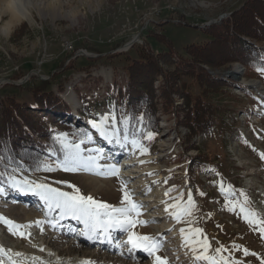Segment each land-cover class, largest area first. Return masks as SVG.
I'll list each match as a JSON object with an SVG mask.
<instances>
[{"label": "rangeland", "instance_id": "374dc122", "mask_svg": "<svg viewBox=\"0 0 264 264\" xmlns=\"http://www.w3.org/2000/svg\"><path fill=\"white\" fill-rule=\"evenodd\" d=\"M244 1L36 0L39 7L32 11L31 19L20 22L6 33L4 25L8 17L2 15L0 18V102L11 97L18 102H29V89L45 80L49 83L48 90L70 105L71 115L89 125L91 120L82 118L79 110H85L97 121L106 115L110 110L107 90L112 82L123 84V67L137 57L140 49L154 53L167 51L164 44L155 41L152 33L162 34L176 56L182 55L186 45L210 40L201 27L226 14L228 18ZM68 46H72V50H66ZM261 48L264 51V45ZM240 66L233 64L209 71L233 85L228 94L230 98L223 94L212 98L214 104L228 109L220 113V120L212 132L190 142L209 158L212 167L211 172L198 176L200 183L192 184L187 179L186 160H173V155L184 149L186 131L173 129V120L166 118L159 123L162 130L146 154L121 139L120 146L115 147L117 145L108 143L96 129L92 132V141L82 145L87 149H102L101 164L117 166L121 160L131 161L130 167L139 171L132 173V177H122L125 173L121 171L118 176H104L88 170H54L39 176L17 170L14 175L17 179L45 182L67 192L73 189L57 182H70L81 194L91 195L96 201L113 207L122 206L124 190L133 193V199L145 206L139 219L156 221L146 227L137 226L134 231L162 238L163 247L158 254L167 257L170 264H206L195 261L189 248L183 246L180 229L184 228L187 235L190 227L203 230L202 236L211 245L209 254L214 255V250L223 246L226 250L222 255L230 264H261L264 236L259 229L264 224H249L238 207L230 210L233 201L243 202L242 191L248 198L247 207L255 212L258 221H264V159L260 156L264 153V73L247 74ZM158 83L159 80L155 84ZM181 84L192 95L198 93L190 79L184 78ZM110 113L113 117L112 111ZM71 115L64 119L74 121ZM113 124L115 127L114 121ZM196 153L190 150L185 155L192 158ZM146 157L150 159L143 162L145 165L139 164V160ZM9 172L12 169L9 168L6 177ZM122 180L126 186L122 185ZM221 183L225 189L231 185L234 191L222 192ZM0 187L4 189L0 195V215L18 225H31L22 229L31 233L25 239L12 235L0 223V248L7 250L0 252V264H9L10 257L18 264L21 261L23 264H48L45 257H50L51 262H61L58 264H81L85 260L94 264H153V257L147 252L138 249V254L133 255L127 245L117 249L109 244H90L84 236L75 238L72 234L54 231L46 222L42 223L43 231H39L26 213L36 212L41 217L36 221H45L47 206L44 202L31 192L9 187L7 182ZM189 193L195 204L192 215L185 217L186 222L177 223L164 209L178 200L186 203ZM56 214L50 213L47 219ZM41 233L46 248L38 254L34 243ZM113 237L124 242L127 233L117 231ZM58 247L75 251L72 255L61 254ZM244 249L248 250V255ZM15 253L21 255L17 257Z\"/></svg>", "mask_w": 264, "mask_h": 264}, {"label": "trees", "instance_id": "16d2710c", "mask_svg": "<svg viewBox=\"0 0 264 264\" xmlns=\"http://www.w3.org/2000/svg\"><path fill=\"white\" fill-rule=\"evenodd\" d=\"M201 30L210 40L186 45L178 56L162 34L152 33L167 51L154 53L140 49L137 57L123 67V84L112 82L107 90L108 108L113 112L122 139L126 131L129 141L135 137L146 148L152 146L161 132L159 122L163 118L173 120V129L186 131L184 149L173 155V160H186L185 171L192 184L200 183L198 176L211 172L212 167L209 158L190 142L212 132L220 113L228 110L214 104L212 98L222 94L230 98L233 85L210 75L209 71L240 64L247 74L262 72L264 0H245L228 18ZM184 78L197 86L195 96L181 84ZM48 87L47 81H38V85L29 89V102H18L12 97L0 102V184L7 182L9 168L34 176L51 173L43 170L41 162L54 166L63 159L57 139L60 134H66L70 143L78 142L85 133L93 139L81 122L64 119V116L70 118L72 108ZM79 112L82 118L94 120L85 110ZM149 131L154 133L151 140L145 138ZM190 150L197 151L192 158L185 155Z\"/></svg>", "mask_w": 264, "mask_h": 264}, {"label": "snow or ice", "instance_id": "6c2138e0", "mask_svg": "<svg viewBox=\"0 0 264 264\" xmlns=\"http://www.w3.org/2000/svg\"><path fill=\"white\" fill-rule=\"evenodd\" d=\"M264 72V69H261ZM142 120V117H141ZM109 116L103 115L100 119L90 121L92 128L96 129L100 136L111 142L113 139L117 143H120V135L116 131H109L108 129ZM154 137V133L147 132L146 139L151 140ZM61 143L63 149V159L53 164L47 162H41L44 171L62 170L65 172H77L79 170L93 171L94 174L104 176H118L120 169L115 164H101L103 159L100 148L87 149L83 148L87 142L92 140V136L88 133L83 134V138L78 142H68L66 134H60L57 137ZM125 142H130L134 149L139 150L142 154L147 153V148L140 143V141L133 137L129 141L127 132L123 135ZM123 147V145H121ZM90 153L85 155V153ZM261 159H264V153L260 154ZM16 169L7 173V183L9 187L16 189L20 192H31L32 194L39 196V198L47 206L45 212V221H35V225L40 227L42 223H48L51 227H57L60 220L73 219L84 225V230L79 235L84 236L88 240H99L101 243L107 242L110 247L119 249L123 245L129 246V251L132 249H139L148 253L153 257V264H170L167 257L159 255L160 249L163 247L162 238L157 239L148 235L137 234L134 229L137 226L146 227L151 223H155L153 220L139 219L143 215L144 205L133 199V193L124 190L123 200L121 207H113L106 203L96 201L93 196H85L81 194L79 188L72 185L70 182L58 181L57 183H65L68 187L72 188V192L62 191L59 188H54L50 184L41 181H32L25 179H17L14 175ZM2 175V174H0ZM151 175V173H149ZM122 185L126 186L125 181H121ZM151 189H148L150 191ZM221 191L232 192V186L229 185L225 189L221 183ZM4 189L0 187V195H3ZM165 195H169L165 192ZM240 196L244 197L243 202L237 200L232 202L233 210L239 208L241 213L244 214L245 220L249 224H264V221H258L256 214L250 208L247 207L248 198L241 191ZM164 203V202H162ZM195 207L191 193H189L187 202L178 200L171 205H166L164 211L169 214V217L175 220L177 223L186 222L185 217L192 215V210ZM172 209V211H169ZM57 213L51 219H47L50 213ZM0 223H3L9 233L20 238H29L31 233H26L22 229L30 227L31 225H18L14 221L0 215ZM190 223V222H189ZM41 231L43 228L41 227ZM119 231L121 233H127V240L120 242L113 237V233ZM259 231L264 236V227H260ZM184 228L180 229V235L183 246L189 248L193 254V259L197 262L204 261L206 264H230L227 257L222 253L226 250L223 246L214 250L215 254H209L211 245L206 237L202 236L203 230L200 228H189L188 234H185ZM42 250V249H41ZM7 250L0 248V252ZM245 255H248V250L244 249ZM122 254V253H121ZM20 253H15V256L19 257ZM9 264H18L16 260L9 258ZM23 264V262H19ZM81 264H94L93 261L85 260ZM264 264V261H261Z\"/></svg>", "mask_w": 264, "mask_h": 264}, {"label": "bare ground", "instance_id": "6f19581e", "mask_svg": "<svg viewBox=\"0 0 264 264\" xmlns=\"http://www.w3.org/2000/svg\"><path fill=\"white\" fill-rule=\"evenodd\" d=\"M38 7H39V4H38V2H36V0H0V18H1L2 15L3 16L5 15V16L8 17V20L7 21L5 20L6 23L4 25L5 33L8 32L15 25L19 24L20 22H22V21H29L31 19V16H32V11L38 9ZM223 17H221V19H225L226 18V17H224V18ZM218 20H220V19H218ZM208 24L209 23H207L206 25H208ZM233 73H235V72H233ZM210 74L213 75L214 73L213 72H210ZM235 74H232V75H235ZM224 76H227V74L224 73ZM110 112H111L110 110H108L106 112V115L109 116L108 126L110 128L108 127V129H110V131H113L115 129V127H114L113 120H112L113 117H112V115H111ZM108 143H110L111 145L114 144L113 146L117 145L115 147H119L120 146V143H117L115 141V139H113L111 142L108 141ZM109 156H110V158H112L113 155H108V156L106 155V157H109ZM148 159H150V158H148V157L142 158L141 160H139V164H141L143 162L145 163ZM111 161H114V159H112ZM131 164L132 163L129 160L128 161L127 160H121V161L118 162L117 167L120 169L121 172L125 173V174L122 175V177H129V176L132 177V173L139 172L135 168H131L130 167ZM137 186H140V185H137ZM15 195H16V193H15ZM19 196L22 197L23 194H21ZM14 197H16V196H14ZM21 197H17V198H21ZM26 199L28 200V197H26ZM116 206H119V205H116ZM263 206H264V202H263ZM260 215H263V213H260ZM26 216H28V220L29 221H33V225L34 226H36L35 223H34L36 221V219L37 218L38 219H41L40 216H37L36 215V212H35V214H33V213H30V211H28L26 213ZM42 226H43L42 224H41L40 227L37 226L39 231H40V229H41ZM38 235L40 237L34 243V247H35V250L37 251V253L38 254H41V253H43V250L46 247L43 245V242H42L44 240V235L42 233L41 234H38ZM46 243L47 242H45V244ZM50 243L51 242H49V244ZM58 248H59V253H61V254H64L65 253V254H71L72 255L74 253V251H75L74 248H72L70 250H65L62 247H58ZM100 252H98V253H100ZM44 261L45 262H48V264H58V263H61V262H51L50 257H45ZM44 264H47V263H44Z\"/></svg>", "mask_w": 264, "mask_h": 264}, {"label": "built area", "instance_id": "2783aa9c", "mask_svg": "<svg viewBox=\"0 0 264 264\" xmlns=\"http://www.w3.org/2000/svg\"><path fill=\"white\" fill-rule=\"evenodd\" d=\"M227 15H228V14H226L224 17H226ZM224 17H223V18H224ZM219 19H221V18H219ZM66 50H68V51H69V50H72V46H68V47H66Z\"/></svg>", "mask_w": 264, "mask_h": 264}]
</instances>
